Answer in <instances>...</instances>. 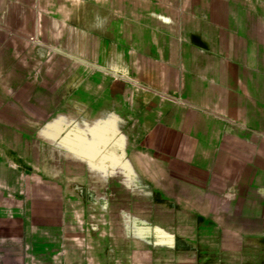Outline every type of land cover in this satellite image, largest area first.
Wrapping results in <instances>:
<instances>
[{"label":"crops","instance_id":"0c3cea01","mask_svg":"<svg viewBox=\"0 0 264 264\" xmlns=\"http://www.w3.org/2000/svg\"><path fill=\"white\" fill-rule=\"evenodd\" d=\"M0 264H264V0H0Z\"/></svg>","mask_w":264,"mask_h":264}]
</instances>
